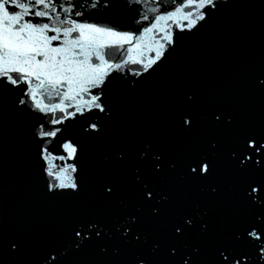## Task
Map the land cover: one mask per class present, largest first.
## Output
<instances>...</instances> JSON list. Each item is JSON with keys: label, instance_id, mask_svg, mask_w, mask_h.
Wrapping results in <instances>:
<instances>
[{"label": "snow or ice", "instance_id": "snow-or-ice-1", "mask_svg": "<svg viewBox=\"0 0 264 264\" xmlns=\"http://www.w3.org/2000/svg\"><path fill=\"white\" fill-rule=\"evenodd\" d=\"M0 264H264V0H0Z\"/></svg>", "mask_w": 264, "mask_h": 264}, {"label": "water", "instance_id": "water-1", "mask_svg": "<svg viewBox=\"0 0 264 264\" xmlns=\"http://www.w3.org/2000/svg\"><path fill=\"white\" fill-rule=\"evenodd\" d=\"M212 37H206L203 41L202 46L206 48L209 44L212 43ZM194 42L188 41L185 42V47L190 48L192 47ZM179 67L175 68V72H182V71H191L199 75L205 76L207 79V88L210 91H215L218 89H222L227 87V84L223 78V73L220 71L215 72L210 78L207 76V73H205L198 65H192L191 68H186L183 61L178 62ZM165 102V91L164 89L160 87H150L145 95V99L143 102V119L145 120H155L159 118L162 115L163 107ZM117 133L120 131V129L115 130ZM10 163L13 167H16L18 165V160L15 155H13L12 159L10 160ZM55 163H60L59 161H56ZM18 191V186L13 184L10 186V194L12 196H15Z\"/></svg>", "mask_w": 264, "mask_h": 264}]
</instances>
